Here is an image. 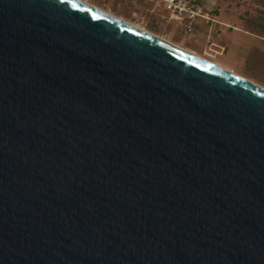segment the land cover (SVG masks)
I'll return each mask as SVG.
<instances>
[{"label": "water", "instance_id": "obj_1", "mask_svg": "<svg viewBox=\"0 0 264 264\" xmlns=\"http://www.w3.org/2000/svg\"><path fill=\"white\" fill-rule=\"evenodd\" d=\"M0 264H264V89L77 0H0Z\"/></svg>", "mask_w": 264, "mask_h": 264}, {"label": "crops", "instance_id": "obj_2", "mask_svg": "<svg viewBox=\"0 0 264 264\" xmlns=\"http://www.w3.org/2000/svg\"><path fill=\"white\" fill-rule=\"evenodd\" d=\"M212 2L216 3V0ZM212 2L204 0L207 7L211 9L217 8L214 10V16L218 21L213 23L200 22L197 24L198 30L194 31V33L184 34L183 30L176 31L169 24L172 20H166L162 16L163 13L157 14L159 16L157 20L158 26L165 28L170 37L172 35L177 36L179 40L172 38L175 41H173L174 43L241 74L213 56L223 57L228 56L226 55L228 53L233 54L235 59L238 57L241 61H246L255 55L259 56L260 53L264 54V18L259 20L257 17L260 16L256 13L242 14L239 6L231 9V7L228 8L223 3L220 6H214L215 4ZM146 11L151 12L149 7L146 8ZM181 41L185 44L181 43ZM241 75L248 77L244 74ZM248 78L264 85L259 80Z\"/></svg>", "mask_w": 264, "mask_h": 264}, {"label": "rangeland", "instance_id": "obj_3", "mask_svg": "<svg viewBox=\"0 0 264 264\" xmlns=\"http://www.w3.org/2000/svg\"><path fill=\"white\" fill-rule=\"evenodd\" d=\"M83 1L89 2L109 13L117 15L120 18H123L142 28H146L151 32H154L156 35H159L170 42H173L174 41L173 39L179 40L176 35H172L170 37V35L167 34V32L165 31V28L158 26L157 20L159 16L157 14L163 13L162 10H160V8H156L151 12L146 11L147 7H149L150 9L154 6L148 0H83ZM201 1L204 2V0ZM208 1L212 2L213 0H208ZM222 3L225 4L226 7L228 8L231 7V9L235 6H239V10L242 14L256 13L258 14V16H260L257 17L259 20L264 18V0H216V3L213 4H215L214 6L217 5L220 6ZM216 9L215 8L212 9V13H214V10ZM169 24L176 31L183 29V25H178V26L175 25V20H172ZM197 30L198 27L196 26L195 31ZM197 42L199 43L198 40ZM181 43L185 44L182 41ZM226 55H228L229 57L228 56H223V57L213 56V57L222 61L226 66L234 69L235 71L264 83V54L260 53L259 56L255 55L253 58H249L246 61H241L238 57H236L235 59L233 54L227 53Z\"/></svg>", "mask_w": 264, "mask_h": 264}, {"label": "built area", "instance_id": "obj_4", "mask_svg": "<svg viewBox=\"0 0 264 264\" xmlns=\"http://www.w3.org/2000/svg\"><path fill=\"white\" fill-rule=\"evenodd\" d=\"M154 6L149 10L160 8L166 20H175L176 25H183L184 34H191L200 22L213 23L212 9L201 0H148Z\"/></svg>", "mask_w": 264, "mask_h": 264}, {"label": "bare ground", "instance_id": "obj_5", "mask_svg": "<svg viewBox=\"0 0 264 264\" xmlns=\"http://www.w3.org/2000/svg\"><path fill=\"white\" fill-rule=\"evenodd\" d=\"M77 1L82 2V3L88 5V6L92 7V8H95L96 10H99L100 12H102V13H104V14H107L108 16H111V17H113V18H115V19H117V20H119V21H121V22H123V23L128 24L129 26H132L133 28H136V29H138V30H141V31H143V32H145V33H147V34H149V35H151V36H153V37H155V38H157V39H160V40H162V41H164V42H167V43H169V44H171V45H173V46H175V47H177V48H180V49H182V50L189 51L190 53H192V54H194V55H196V56H198V57H200V58L206 60L207 62H209V63H211V64H213V65H215V66L221 68L222 70H224V71H226V72H228V73H230V74H233V75L237 76L238 78L243 79V80H245V81H247V82H249V83H251V84H253V85H255V86H258L259 88L264 89V86H263V85L258 84V83L254 82V81H252V80H250V79H248V78H246V77H244V76H242V75H239V74H237V73H235V72L229 70L228 68H226V67H224V66H222V65H220V64H218V63H216V62H214V61H212V60H210V59H208V58H206V57H203V56L197 54L196 52H194V51H192V50H190V49H187V48H185V47H183V46H180V45L174 44L173 42H170V41L164 39L163 37H161V36H159V35H156L155 33L151 32L150 30H148V29H146V28H142V27H140V26H138V25H136V24H133V23H131V22H129V21L123 19V18H120V17L117 16V15H114V14H112V13H109V12H107V11H105V10H103V9H101V8H99V7H97V6L93 5V4H91V3H89V2H86V1H83V0H77Z\"/></svg>", "mask_w": 264, "mask_h": 264}]
</instances>
